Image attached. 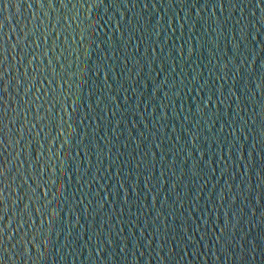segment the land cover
<instances>
[{
  "label": "water",
  "instance_id": "1",
  "mask_svg": "<svg viewBox=\"0 0 264 264\" xmlns=\"http://www.w3.org/2000/svg\"><path fill=\"white\" fill-rule=\"evenodd\" d=\"M0 264H264V0H0Z\"/></svg>",
  "mask_w": 264,
  "mask_h": 264
}]
</instances>
